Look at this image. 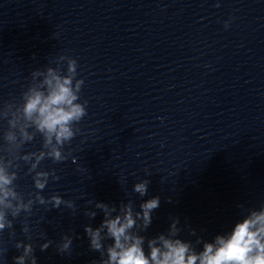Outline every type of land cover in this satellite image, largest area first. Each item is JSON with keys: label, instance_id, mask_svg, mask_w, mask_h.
Returning <instances> with one entry per match:
<instances>
[{"label": "water", "instance_id": "95a60500", "mask_svg": "<svg viewBox=\"0 0 264 264\" xmlns=\"http://www.w3.org/2000/svg\"><path fill=\"white\" fill-rule=\"evenodd\" d=\"M61 55L77 61L87 115L65 146L72 156L40 165L59 176L42 194L75 209L34 206L37 264L100 259L84 232L104 219L96 201L119 211L131 200L140 211L160 198L140 233L146 252L174 218L179 238L200 250L197 237L211 241L264 204V0H0V107L18 101L32 71L56 67ZM6 126L0 121V143ZM40 147L37 135L22 152ZM20 165L17 190L27 198L35 189ZM141 180L149 181L144 196L133 192ZM22 220H14V236L0 233L6 264L20 254L15 242H28ZM65 234L73 243L61 255ZM45 240L53 243L41 251Z\"/></svg>", "mask_w": 264, "mask_h": 264}, {"label": "clouds", "instance_id": "9594fccd", "mask_svg": "<svg viewBox=\"0 0 264 264\" xmlns=\"http://www.w3.org/2000/svg\"><path fill=\"white\" fill-rule=\"evenodd\" d=\"M55 63L56 67L32 71L31 83L19 100L0 107V121H6L7 125L0 143V233L8 230L9 236H14L13 222L23 214L21 230L28 241L15 242L14 247L20 254L12 258L13 264H37L28 224L34 206L59 209L63 205L75 209L74 201L65 200L59 194L48 197L42 194L50 179H59L55 169L40 168L42 161L61 163L72 156L65 146L80 132L78 125L87 115L88 101L81 102L84 81L77 79L76 59L61 55ZM37 135L41 138L40 149L23 153L24 145L33 142ZM21 161L28 166L26 174L31 175L35 189L27 198L17 190L16 184ZM148 183V180L137 182L133 192L146 195ZM159 205L158 196L142 202L140 211L134 209L131 200L122 203L119 211L113 205L96 201L95 208L103 212L104 219L98 227L84 226L89 248L100 254V259L91 264H264V204L258 209H249L230 231L217 234L211 241L197 237L195 243L202 244L200 250L191 241L179 238V219L174 218L166 234L147 240L146 252L145 237L140 233L151 225L152 213ZM85 215L94 218L97 213L86 211ZM191 234L196 235L195 230ZM106 240L112 243L105 244ZM52 243L45 240L40 250H47ZM72 243V237L65 234L56 251L61 255L70 253ZM6 258L7 249L0 248V264H6Z\"/></svg>", "mask_w": 264, "mask_h": 264}]
</instances>
